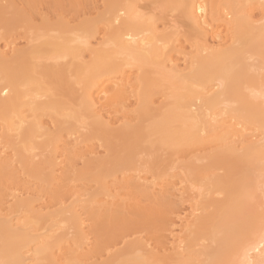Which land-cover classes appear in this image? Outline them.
<instances>
[{
  "label": "bare ground",
  "instance_id": "bare-ground-1",
  "mask_svg": "<svg viewBox=\"0 0 264 264\" xmlns=\"http://www.w3.org/2000/svg\"><path fill=\"white\" fill-rule=\"evenodd\" d=\"M0 264H264V0H0Z\"/></svg>",
  "mask_w": 264,
  "mask_h": 264
}]
</instances>
